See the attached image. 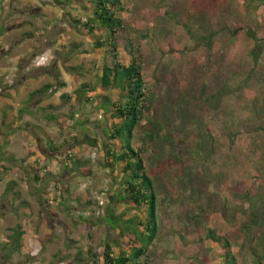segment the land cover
<instances>
[{
    "label": "rangeland",
    "instance_id": "rangeland-1",
    "mask_svg": "<svg viewBox=\"0 0 264 264\" xmlns=\"http://www.w3.org/2000/svg\"><path fill=\"white\" fill-rule=\"evenodd\" d=\"M78 1L0 0V107L17 103L10 86L24 73L45 71L33 83L38 89L64 85L35 97L32 118L3 131L14 145L3 146L0 131V159H13L0 161V264H78L80 254L102 262L107 244L116 255L127 252L130 237L112 226L117 218L105 219L108 207L124 222L146 224L145 208L112 200L124 175L122 166L109 168L110 119L97 102L61 100L82 84L98 86L106 58L93 50L95 35L74 27L73 18L92 14V0ZM127 7L121 60L130 65L129 46L140 49L151 110L133 141L158 200L151 264H225L221 245L207 240L210 231L231 241L239 264H253L264 257V0H134ZM81 64L85 77L70 71ZM43 101L57 109L46 114ZM11 109L0 119L5 127L17 121ZM48 137L58 152H50ZM87 138L97 146L74 142ZM11 183L21 196H5ZM38 187L43 194L33 196ZM18 225L27 254L8 258L3 245Z\"/></svg>",
    "mask_w": 264,
    "mask_h": 264
},
{
    "label": "trees",
    "instance_id": "trees-1",
    "mask_svg": "<svg viewBox=\"0 0 264 264\" xmlns=\"http://www.w3.org/2000/svg\"><path fill=\"white\" fill-rule=\"evenodd\" d=\"M134 0H92V14L86 19L73 18L72 22L75 29L80 34L95 35V44L93 50H104L106 54L105 62L100 69L99 84L92 86L91 84H82L75 93L71 95H63L61 97L62 103L71 104L75 107L83 103L93 104L99 103L106 117L110 119V130L106 133L111 144H104L107 150L108 157L112 160V166H122L123 168V182L119 183L120 189L116 197L112 200L119 202H128L134 206L135 209H143L146 211V224L142 221H127L124 222L122 217L114 215V209L108 207L107 216L110 223L112 219L115 220L114 228L120 229V236L130 237L129 249L127 252H121L116 255L113 247L107 244L104 252L101 255L102 262L95 257H84L82 254L77 259L78 264H151V248L156 240L158 233V219L157 206L158 200L155 191L154 182L151 177L145 173V161L142 157V150L137 151L133 147L135 132L140 127L144 120V115L150 112L149 97L147 93V83L144 75V60L139 48L129 46V54L132 57L130 65H125L121 58L120 41L118 36L125 29L124 13L128 12L127 5ZM69 5H80L78 0H68ZM67 3L59 2V5H66ZM5 32H0L2 37ZM249 37L255 41H259L253 31H249ZM255 63L259 61V54L253 52ZM72 73L78 72L77 77H85L84 67L81 64L78 67L70 69ZM45 71H41L36 75L42 76ZM80 79V78H79ZM64 87L63 84H47L41 89L36 90L30 96L29 103L38 96L45 95L51 91L57 92ZM106 92L105 95H96L98 92ZM118 90L120 92V99L115 101L111 98L112 91ZM50 109H57L51 106ZM72 117H65L63 122L66 123L72 120ZM114 141L120 143V147L113 143ZM76 145L87 144L91 147L97 146V142L89 138L82 143L74 139ZM50 152H58V148L49 138L47 145ZM67 159L71 160L72 166L75 170L87 173L82 169V162H72L70 155ZM9 159H0V161ZM83 166V165H82ZM1 175V173H0ZM1 177V176H0ZM37 175L35 181L39 182ZM15 183L9 184L5 195H9L14 191L12 187ZM123 188V189H122ZM27 207V203H24ZM48 205V203H47ZM124 226V228H122ZM143 229H142V228ZM12 235L6 237L9 242L3 245V251L7 253L8 258L13 257V254H27L25 251L23 238L25 233L22 227L18 225L11 229ZM207 240H211L223 248V257L225 264H239L236 256L232 252V245L229 239L217 236L210 231L207 234ZM253 264H264V257H256Z\"/></svg>",
    "mask_w": 264,
    "mask_h": 264
},
{
    "label": "crops",
    "instance_id": "crops-1",
    "mask_svg": "<svg viewBox=\"0 0 264 264\" xmlns=\"http://www.w3.org/2000/svg\"><path fill=\"white\" fill-rule=\"evenodd\" d=\"M4 38H5V36H3V37H1L0 39H3L4 40ZM31 56V55H30ZM8 56H6L5 58L6 59H8L7 58ZM4 58V59H5ZM22 58H24V57H22ZM29 58V54L27 55V59ZM3 59V60H4ZM26 59V60H27ZM7 61V60H6ZM18 65V64H17ZM27 72H29V71H27ZM40 77V76H39ZM38 77V78H39ZM36 79H37V77H30V75H28V74H25L24 73V75L22 76V78H21V80L16 84V85H12V86H10V88H11V93H13L14 94V97L15 96H17V100H16V104L14 105L13 103H12V101L11 102H7V101H2V106L0 107V119L2 118V119H5L6 118V116H8V114L10 113V112H12L13 110L11 109V107H13V108H15L16 110H18V115H17V121H16V123H13L11 126H9V127H5V124L2 122L1 124H0V128H1V133L5 130V129H9V131H13L14 132V130H15V128H18L19 126H21L20 125V122L21 121H25L26 119H29V118H32V113L31 112H29V109L31 108V107H29L30 106V104H31V102L29 103V100H30V96L32 95V93L33 92H35L36 90H39V89H41V88H35L34 86H33V83L34 82H36ZM6 83V82H5ZM51 84H54V83H51ZM17 86V87H16ZM45 86V85H44ZM34 87V88H33ZM41 96V95H40ZM39 97V96H38ZM1 101V100H0ZM48 102L49 101H43L40 105H39V109L41 110V111H43V112H46V114H47V112L50 110V107L53 105H50V103L48 104ZM58 105V104H57ZM54 106H56V105H53V107ZM57 108V107H56ZM13 113V112H12ZM21 118V119H20ZM54 120H57L56 118H54ZM28 121V120H27ZM33 125H30V127H32ZM35 128H37V127H35ZM38 130H39V132H41V133H43L42 131H41V129L40 128H37ZM8 131V132H9ZM8 132L7 133H4V138H3V140H4V143H3V146H5V145H7V146H9V147H11L12 145H14V142H11V140H13V137H11V139H10V137H8ZM49 136V135H48ZM43 137L45 138L46 137V135L45 134H43ZM49 137H51V136H49ZM48 137V138H49ZM49 142V141H48ZM48 142L46 143L47 145H48ZM6 146V147H7ZM36 178V177H35ZM35 180V179H34ZM35 190H37L36 192L34 191V192H32L34 195L33 196H39V195H41V194H43V193H40V191H38V190H40V187H38V189L36 188ZM6 193V192H5ZM12 193H14V191L12 192ZM12 193H9V195H11ZM15 194V196H21L20 195V193H14ZM9 195H7V196H9ZM6 196V195H5ZM50 203V202H49ZM2 237V236H1ZM25 237V236H24ZM24 243V242H23Z\"/></svg>",
    "mask_w": 264,
    "mask_h": 264
},
{
    "label": "built area",
    "instance_id": "built-area-1",
    "mask_svg": "<svg viewBox=\"0 0 264 264\" xmlns=\"http://www.w3.org/2000/svg\"><path fill=\"white\" fill-rule=\"evenodd\" d=\"M42 61L44 62V59H42Z\"/></svg>",
    "mask_w": 264,
    "mask_h": 264
}]
</instances>
